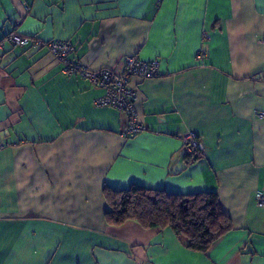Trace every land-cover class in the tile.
I'll return each mask as SVG.
<instances>
[{"label": "crops", "instance_id": "1", "mask_svg": "<svg viewBox=\"0 0 264 264\" xmlns=\"http://www.w3.org/2000/svg\"><path fill=\"white\" fill-rule=\"evenodd\" d=\"M14 30L91 70L158 60L129 81L144 129L122 134L104 88ZM263 37L264 0H0V264H264ZM131 184L214 191L232 228L198 251L170 227L108 225L104 186Z\"/></svg>", "mask_w": 264, "mask_h": 264}, {"label": "trees", "instance_id": "2", "mask_svg": "<svg viewBox=\"0 0 264 264\" xmlns=\"http://www.w3.org/2000/svg\"><path fill=\"white\" fill-rule=\"evenodd\" d=\"M188 155L199 158L196 152ZM103 197L108 225L132 220L143 228L170 227L192 250L207 251L232 228L214 191L178 193L131 184L122 189L104 186Z\"/></svg>", "mask_w": 264, "mask_h": 264}, {"label": "built area", "instance_id": "3", "mask_svg": "<svg viewBox=\"0 0 264 264\" xmlns=\"http://www.w3.org/2000/svg\"><path fill=\"white\" fill-rule=\"evenodd\" d=\"M5 40L11 45L22 49L44 45L55 59L62 63V72L77 74L104 88V94L94 100L95 104L116 107L126 113L128 123L123 127L122 134L130 136L144 129L143 124L137 120L136 111L133 106L135 93L129 86V81L133 76L141 80L157 77L160 73L158 60H145L139 55L134 54L123 57L117 66L113 68L103 67L91 70L69 57L72 46L68 41L57 39L43 41L35 35L27 36L15 30L9 33L5 37ZM262 40L264 41V37ZM202 55V50L196 54L197 58H200ZM263 115V112L257 113L258 117H262ZM184 145L188 153L196 152L199 156L202 155V144L194 135H187L184 139ZM256 200L258 205L264 207V192H257Z\"/></svg>", "mask_w": 264, "mask_h": 264}]
</instances>
